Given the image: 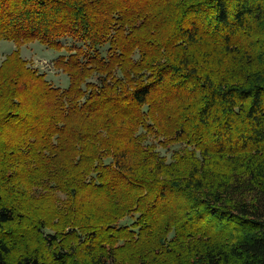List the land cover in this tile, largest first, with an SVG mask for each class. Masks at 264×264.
Returning <instances> with one entry per match:
<instances>
[{"label":"trees","instance_id":"trees-1","mask_svg":"<svg viewBox=\"0 0 264 264\" xmlns=\"http://www.w3.org/2000/svg\"><path fill=\"white\" fill-rule=\"evenodd\" d=\"M67 38L61 90L21 47ZM2 41L0 264H264V0H0Z\"/></svg>","mask_w":264,"mask_h":264},{"label":"rangeland","instance_id":"rangeland-1","mask_svg":"<svg viewBox=\"0 0 264 264\" xmlns=\"http://www.w3.org/2000/svg\"><path fill=\"white\" fill-rule=\"evenodd\" d=\"M63 44L67 47L63 51L50 49L49 47H46L45 45L37 41L21 47L22 57L29 62L30 66L36 69L40 74H44L47 80L54 87L59 88L61 90H65L68 88L69 79L65 74L58 70L54 66V64L59 57L63 55L68 56L76 48L82 46L81 42H78L71 38L63 40ZM15 50L16 45L13 42H0V65L6 59V57L12 54ZM174 150L175 148L170 150H164L159 148V151L162 153V155L168 158H170ZM30 190H34V192L37 193L35 187H31ZM59 196L63 198L61 194ZM136 218L137 216L133 219H126L123 224L131 226L135 222ZM46 233L49 232L46 231Z\"/></svg>","mask_w":264,"mask_h":264}]
</instances>
